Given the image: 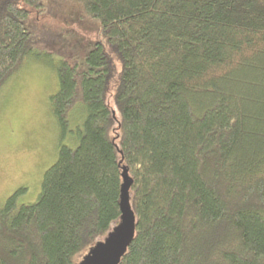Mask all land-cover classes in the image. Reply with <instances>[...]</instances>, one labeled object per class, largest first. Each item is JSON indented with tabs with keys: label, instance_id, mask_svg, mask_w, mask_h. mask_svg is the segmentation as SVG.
Masks as SVG:
<instances>
[{
	"label": "trees",
	"instance_id": "obj_1",
	"mask_svg": "<svg viewBox=\"0 0 264 264\" xmlns=\"http://www.w3.org/2000/svg\"><path fill=\"white\" fill-rule=\"evenodd\" d=\"M52 1L0 0V90L46 59L55 116L78 104L84 131L35 202L0 206V264H75L120 220L124 167L119 264H264V0H58L98 23L83 70L53 61Z\"/></svg>",
	"mask_w": 264,
	"mask_h": 264
},
{
	"label": "rangeland",
	"instance_id": "obj_2",
	"mask_svg": "<svg viewBox=\"0 0 264 264\" xmlns=\"http://www.w3.org/2000/svg\"><path fill=\"white\" fill-rule=\"evenodd\" d=\"M47 8L48 17L38 22L54 31L51 36L58 35L52 37L57 49L53 61L62 57L83 70L98 39V23L67 1L53 0ZM46 62L27 60L0 90V206L15 192L18 203L35 202L43 175L57 160L60 145L74 147L84 131L86 111L78 104L68 114L67 129H62L51 101L59 78ZM88 251L79 255L75 264H80Z\"/></svg>",
	"mask_w": 264,
	"mask_h": 264
},
{
	"label": "water",
	"instance_id": "obj_3",
	"mask_svg": "<svg viewBox=\"0 0 264 264\" xmlns=\"http://www.w3.org/2000/svg\"><path fill=\"white\" fill-rule=\"evenodd\" d=\"M122 175L120 220L102 239L89 248L80 264H119L121 257L134 237L136 217L129 199V189L133 179L126 167H124Z\"/></svg>",
	"mask_w": 264,
	"mask_h": 264
}]
</instances>
